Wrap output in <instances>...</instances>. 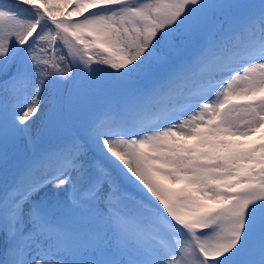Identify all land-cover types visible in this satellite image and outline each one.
I'll use <instances>...</instances> for the list:
<instances>
[{
  "label": "snow or ice",
  "instance_id": "1",
  "mask_svg": "<svg viewBox=\"0 0 264 264\" xmlns=\"http://www.w3.org/2000/svg\"><path fill=\"white\" fill-rule=\"evenodd\" d=\"M0 264H264V0H0Z\"/></svg>",
  "mask_w": 264,
  "mask_h": 264
},
{
  "label": "rangeland",
  "instance_id": "2",
  "mask_svg": "<svg viewBox=\"0 0 264 264\" xmlns=\"http://www.w3.org/2000/svg\"><path fill=\"white\" fill-rule=\"evenodd\" d=\"M8 2V0H5V3H7ZM252 2H259V0H252ZM213 98H214V94H213ZM180 103H182L183 101H179ZM153 119H155V117H152ZM22 151H27V148H25V147H23L22 146V149H21Z\"/></svg>",
  "mask_w": 264,
  "mask_h": 264
},
{
  "label": "trees",
  "instance_id": "3",
  "mask_svg": "<svg viewBox=\"0 0 264 264\" xmlns=\"http://www.w3.org/2000/svg\"><path fill=\"white\" fill-rule=\"evenodd\" d=\"M258 3V2H257Z\"/></svg>",
  "mask_w": 264,
  "mask_h": 264
}]
</instances>
